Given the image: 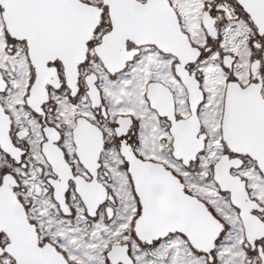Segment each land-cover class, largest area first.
<instances>
[{"label": "snow or ice", "instance_id": "1", "mask_svg": "<svg viewBox=\"0 0 264 264\" xmlns=\"http://www.w3.org/2000/svg\"><path fill=\"white\" fill-rule=\"evenodd\" d=\"M0 264H264V0H0Z\"/></svg>", "mask_w": 264, "mask_h": 264}]
</instances>
